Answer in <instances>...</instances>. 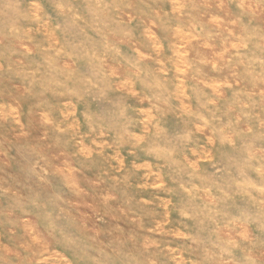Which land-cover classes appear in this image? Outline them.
<instances>
[{
	"label": "clouds",
	"instance_id": "9594fccd",
	"mask_svg": "<svg viewBox=\"0 0 264 264\" xmlns=\"http://www.w3.org/2000/svg\"><path fill=\"white\" fill-rule=\"evenodd\" d=\"M0 264H264V0H0Z\"/></svg>",
	"mask_w": 264,
	"mask_h": 264
}]
</instances>
